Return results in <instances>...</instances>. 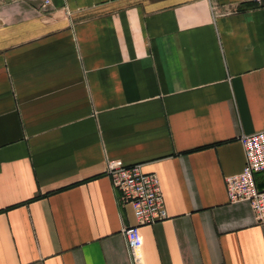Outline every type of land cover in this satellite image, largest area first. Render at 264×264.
Segmentation results:
<instances>
[{"label":"crops","instance_id":"1","mask_svg":"<svg viewBox=\"0 0 264 264\" xmlns=\"http://www.w3.org/2000/svg\"><path fill=\"white\" fill-rule=\"evenodd\" d=\"M261 130L264 0H0V264H264ZM110 160L160 179L136 259Z\"/></svg>","mask_w":264,"mask_h":264},{"label":"built area","instance_id":"2","mask_svg":"<svg viewBox=\"0 0 264 264\" xmlns=\"http://www.w3.org/2000/svg\"><path fill=\"white\" fill-rule=\"evenodd\" d=\"M53 0H43L49 7ZM241 142L245 149L246 163L242 172L226 179L227 193L231 202L249 201L259 222H264V188L259 189L255 175L264 173V130L243 134ZM107 174L120 190V200L131 205L136 225L125 228V236L131 255L140 256L143 238L140 227L168 218L160 179L157 174L145 173L141 166L126 165L121 160L108 162Z\"/></svg>","mask_w":264,"mask_h":264}]
</instances>
